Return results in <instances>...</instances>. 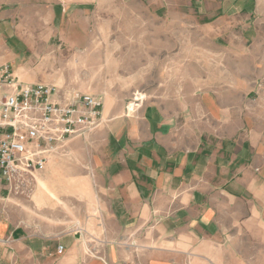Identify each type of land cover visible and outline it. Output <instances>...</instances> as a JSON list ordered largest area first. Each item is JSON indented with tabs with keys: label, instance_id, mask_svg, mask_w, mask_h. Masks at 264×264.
<instances>
[{
	"label": "crops",
	"instance_id": "obj_1",
	"mask_svg": "<svg viewBox=\"0 0 264 264\" xmlns=\"http://www.w3.org/2000/svg\"><path fill=\"white\" fill-rule=\"evenodd\" d=\"M26 3L0 0V66L9 64L21 82L8 20ZM257 78L200 83L180 102L153 99L128 115L124 106H103L96 130L65 142L88 156L86 170L66 176L64 189L59 167L43 178L55 201L66 196L64 231L55 219L40 228L0 182V264H264V82ZM72 196L82 201L79 217Z\"/></svg>",
	"mask_w": 264,
	"mask_h": 264
},
{
	"label": "rangeland",
	"instance_id": "obj_2",
	"mask_svg": "<svg viewBox=\"0 0 264 264\" xmlns=\"http://www.w3.org/2000/svg\"><path fill=\"white\" fill-rule=\"evenodd\" d=\"M66 1L27 0V11L8 20L21 83L90 94L111 110L124 106L128 115L153 99L180 102L182 91L200 83L264 82V0H73L61 11ZM134 97L139 101L130 109ZM67 144L48 156L27 188L10 194L25 201L42 229L53 219L58 232L66 229V196L43 204L46 191L57 199L43 178L59 167L64 189L66 176L88 165V156ZM70 201L79 217L82 201Z\"/></svg>",
	"mask_w": 264,
	"mask_h": 264
},
{
	"label": "built area",
	"instance_id": "obj_3",
	"mask_svg": "<svg viewBox=\"0 0 264 264\" xmlns=\"http://www.w3.org/2000/svg\"><path fill=\"white\" fill-rule=\"evenodd\" d=\"M102 107L96 96L21 83L9 64L0 66V182L10 192L27 188L56 148L99 126Z\"/></svg>",
	"mask_w": 264,
	"mask_h": 264
},
{
	"label": "bare ground",
	"instance_id": "obj_4",
	"mask_svg": "<svg viewBox=\"0 0 264 264\" xmlns=\"http://www.w3.org/2000/svg\"><path fill=\"white\" fill-rule=\"evenodd\" d=\"M49 195L50 198H53L54 200H56V197L53 193H51L50 191H46Z\"/></svg>",
	"mask_w": 264,
	"mask_h": 264
}]
</instances>
